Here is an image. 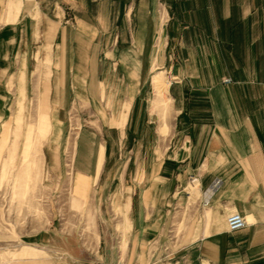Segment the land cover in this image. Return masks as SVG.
Wrapping results in <instances>:
<instances>
[{
  "label": "crops",
  "instance_id": "crops-1",
  "mask_svg": "<svg viewBox=\"0 0 264 264\" xmlns=\"http://www.w3.org/2000/svg\"><path fill=\"white\" fill-rule=\"evenodd\" d=\"M37 57L47 63L39 78ZM164 68L172 77L165 99L151 81ZM38 96L52 129L49 163L60 180L69 154L81 210L69 207L73 223L42 230L34 247L51 253L54 237L74 238L78 255L24 246L17 256L156 264L150 244L170 231L180 233L172 264H264V0H0V106L18 104L17 120ZM78 106L93 120L71 143L66 121ZM133 152L140 170L125 186L136 159L122 156ZM149 153L152 165L142 158ZM191 175L199 186L188 187ZM104 203L120 208L119 224ZM230 213L246 226L229 232ZM88 215L95 226L86 229Z\"/></svg>",
  "mask_w": 264,
  "mask_h": 264
},
{
  "label": "rangeland",
  "instance_id": "rangeland-1",
  "mask_svg": "<svg viewBox=\"0 0 264 264\" xmlns=\"http://www.w3.org/2000/svg\"><path fill=\"white\" fill-rule=\"evenodd\" d=\"M164 25H167L165 28L169 29V24ZM164 41L166 44L164 56L169 61V39H164ZM46 64L42 61V57L36 58V78L45 74ZM166 77H171L168 69H157L152 73L151 81H155L153 84H156L157 79L166 80ZM173 80L176 79L173 78ZM167 90L164 92L165 97L163 99L166 98ZM39 97H35L32 102L22 104L21 118L17 120L12 119V117L18 104H7L5 108L3 105L0 106V264H37L34 259L17 256V253L24 246L42 252L41 256L45 257L52 255L57 258L59 252L63 253L65 250L78 255V245L74 238L68 239L65 244L61 242L58 236L54 237V242L50 248L51 253L34 247L36 237L42 233V230L51 227L56 231L64 232L68 227L67 225L73 223L74 217L69 216V207L77 211L81 210V205H76L72 197L73 185L69 179L72 165L69 154L64 160V172L66 174L60 180L54 174L55 170L52 164L49 163L47 150L50 147L49 137L52 129L49 125L50 120L48 123L41 119L43 112H41L42 103ZM46 109L48 112L47 104ZM157 115L160 118V114ZM47 116L49 119L48 113ZM92 120L87 114L82 116L79 106L78 114L75 110L68 114L66 122L69 142H73L77 131L90 126ZM152 126H157V122L154 121ZM166 129H168V122ZM149 138L152 141L151 137ZM169 139L170 137H167L163 143L162 151L168 145ZM129 156L135 157L136 163L127 168L125 186L130 185L129 182L138 176V170H140L137 153H123L122 162ZM142 158L146 159L144 160L146 165L150 163L152 165L155 157L153 153H149L148 155L143 154ZM121 170L114 169L115 172H118L117 174H120ZM152 171V168L146 169L147 174H151ZM108 188H106V192H109ZM185 196L187 197L186 193ZM85 206L86 203L83 207ZM101 207L107 209L106 218L110 223H120L122 218L120 208L111 211V207L107 206L106 203ZM92 223L95 226L94 217L91 215L83 216L84 228L89 229V225ZM89 233L83 232L85 243L92 241V235ZM179 237L180 233L169 231L163 241L159 243L153 241L154 243L150 244V255L154 256L152 261H157L156 264H172V257L176 255L178 249L175 245ZM25 249L21 250L20 255H24Z\"/></svg>",
  "mask_w": 264,
  "mask_h": 264
},
{
  "label": "built area",
  "instance_id": "built-area-1",
  "mask_svg": "<svg viewBox=\"0 0 264 264\" xmlns=\"http://www.w3.org/2000/svg\"><path fill=\"white\" fill-rule=\"evenodd\" d=\"M224 82L229 83L230 80L226 79ZM195 185L199 186V180L197 176H193V175L189 176L188 177V187L195 186ZM217 188H218V184H216L215 186H212L209 193L213 194L214 192H217L216 191ZM208 204H209V196L204 199V202H202L203 206H207ZM245 226H246L245 218L238 213H230L226 217V227H227V230L231 233L241 230Z\"/></svg>",
  "mask_w": 264,
  "mask_h": 264
},
{
  "label": "bare ground",
  "instance_id": "bare-ground-1",
  "mask_svg": "<svg viewBox=\"0 0 264 264\" xmlns=\"http://www.w3.org/2000/svg\"><path fill=\"white\" fill-rule=\"evenodd\" d=\"M171 83V78L170 77H166V80H162V79H157L156 81V89L158 92V96H162L164 95V92L169 89L168 87L170 86ZM193 187V186H191Z\"/></svg>",
  "mask_w": 264,
  "mask_h": 264
}]
</instances>
